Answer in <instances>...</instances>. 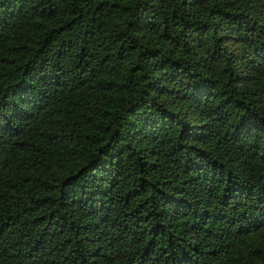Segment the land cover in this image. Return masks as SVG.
<instances>
[{
    "label": "trees",
    "instance_id": "trees-1",
    "mask_svg": "<svg viewBox=\"0 0 264 264\" xmlns=\"http://www.w3.org/2000/svg\"><path fill=\"white\" fill-rule=\"evenodd\" d=\"M0 264H264V0H0Z\"/></svg>",
    "mask_w": 264,
    "mask_h": 264
}]
</instances>
